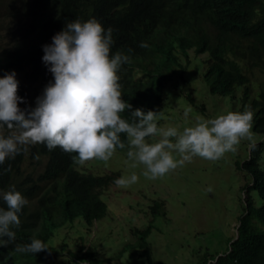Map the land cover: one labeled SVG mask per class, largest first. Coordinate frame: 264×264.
I'll return each mask as SVG.
<instances>
[{
  "label": "trees",
  "instance_id": "obj_1",
  "mask_svg": "<svg viewBox=\"0 0 264 264\" xmlns=\"http://www.w3.org/2000/svg\"><path fill=\"white\" fill-rule=\"evenodd\" d=\"M13 5H20L22 11L36 7L34 21L29 25L36 34L16 38L9 48L0 50V77L12 71L23 73L37 83L39 90H44L50 82L54 83V76L42 61L43 46L51 44L52 37L67 22L95 19L105 31L113 29L111 53L119 51L131 58L118 75L122 99L133 110L159 113L163 85L171 81L177 69L179 78L185 81L187 66L182 64L181 56L188 63V50L192 49L195 55L207 53L202 78L208 91L235 98L240 88L241 111H252L253 130L264 134V82L258 83L259 91L253 97L249 75L250 70L258 69L264 76V0H0V30L7 36L16 33L12 25L3 23L7 14L4 10ZM10 16L20 20L19 15ZM142 42L148 47H141ZM186 98L193 102L191 94ZM204 109L200 105L202 112ZM122 116L131 119L129 110ZM121 139L126 137L122 135ZM263 151V142H256L240 165L251 183L245 188L237 234L226 251L209 264H264V203L255 205L250 196L255 191L264 200V169L260 164ZM74 155L59 147L49 151L46 145L36 144L0 165V191H19L28 201L18 214L21 225L14 229L16 243L27 244L38 238L48 247L33 255L16 253L13 245L0 246V264H50L61 255L66 256L67 264H103V259L81 245L77 251L65 252V241L60 249L48 244L55 228L69 225L78 217L86 225L103 218L107 205L101 199L102 191L119 177L118 172L95 175L80 171L75 168ZM27 156L43 160L36 175L23 171ZM0 207L6 208L2 200ZM149 210L151 222L165 215L164 201L154 200ZM151 229L152 223L142 230L132 228L133 240L110 259L130 251L147 264H166L152 261L147 241Z\"/></svg>",
  "mask_w": 264,
  "mask_h": 264
},
{
  "label": "clouds",
  "instance_id": "obj_2",
  "mask_svg": "<svg viewBox=\"0 0 264 264\" xmlns=\"http://www.w3.org/2000/svg\"><path fill=\"white\" fill-rule=\"evenodd\" d=\"M112 31H105L95 19L67 22L52 37L53 42L43 46L42 61L49 66L54 83L37 97L35 108H19L23 98L17 95L14 71L0 77V129L6 126L10 132L0 135V165L36 144L46 145L49 151L59 147L65 153H75L73 161L79 165L94 160L106 164L118 148H126L131 167L142 165L143 177L156 180L195 157L218 161L226 153H235L243 140L255 147L253 113L247 109L197 118L182 129L158 127L156 111L133 110L122 99L118 75L131 58L123 52L111 53ZM140 46L148 47L144 42ZM126 110L130 120L122 116ZM191 111L186 108L184 115ZM122 135L126 139L122 140ZM138 179L132 173L114 183L126 189ZM0 200L6 205L0 207V246L13 245L14 252L33 255L48 249L38 238L16 243L14 229L21 225L18 214L28 203L24 196L15 190L0 191Z\"/></svg>",
  "mask_w": 264,
  "mask_h": 264
},
{
  "label": "rangeland",
  "instance_id": "obj_3",
  "mask_svg": "<svg viewBox=\"0 0 264 264\" xmlns=\"http://www.w3.org/2000/svg\"><path fill=\"white\" fill-rule=\"evenodd\" d=\"M32 7V6H31ZM37 10L22 11L19 5L4 10L3 23L13 26L16 33L7 36L0 30V50L9 48L16 38L32 37L36 33L29 28L34 21ZM11 13V14H10ZM18 16L20 20L10 15ZM207 53L195 55L188 50L187 60L181 56L185 64V81L179 78V69L173 74L171 81L162 87V106L158 113V127L183 128L194 124L197 118H214L229 111H241L240 88L235 98L211 94L203 81L205 70L204 59ZM250 80L254 97L258 83L264 82V76L258 69L250 70ZM18 81L17 95L23 98L18 106L21 110L36 106L37 97L44 90H39L37 83L29 81L23 73L16 74ZM254 83V84H253ZM191 94L193 102L187 100ZM204 105V112L200 105ZM192 111L186 117L184 110ZM256 142H263L264 134L253 130ZM8 129H0V135L7 136ZM251 144L243 140L235 153L229 152L218 161L212 162L199 157L191 163L169 172L163 178L148 180L143 177V166L131 167L127 158V149H117L112 158L105 164L101 161H89L85 165L75 163V168L95 175L118 172L119 177L136 173L138 182L129 188H119L115 183L102 191L101 199L107 205L103 218L91 225L84 224L78 217L69 225L55 228L48 244L60 249L63 241L67 243L65 252L77 251L79 245L85 250L93 251L96 257L103 259V264H147L144 258L126 251L120 258H112L118 250L133 240L132 228L144 229L152 223L147 237L151 248L153 263L163 261L166 264H207L214 262L217 255L223 254L229 242L237 233L239 216L243 213L244 192L251 183L250 176L241 168V163L248 158ZM264 169V151L260 158ZM43 167L42 159L26 157L22 168L24 173L36 175ZM211 187L213 191L207 189ZM255 205L264 203L255 191L250 192ZM154 200L164 201L165 215L153 219L149 206ZM80 251V249H79ZM82 251H80L81 255ZM67 254V253H66ZM72 261H77L73 259ZM50 264H67L65 255H61ZM82 264H86L83 261Z\"/></svg>",
  "mask_w": 264,
  "mask_h": 264
},
{
  "label": "water",
  "instance_id": "obj_4",
  "mask_svg": "<svg viewBox=\"0 0 264 264\" xmlns=\"http://www.w3.org/2000/svg\"><path fill=\"white\" fill-rule=\"evenodd\" d=\"M237 234V233H236Z\"/></svg>",
  "mask_w": 264,
  "mask_h": 264
}]
</instances>
